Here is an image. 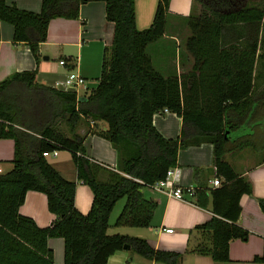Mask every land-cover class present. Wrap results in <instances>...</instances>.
<instances>
[{
	"label": "trees",
	"instance_id": "obj_1",
	"mask_svg": "<svg viewBox=\"0 0 264 264\" xmlns=\"http://www.w3.org/2000/svg\"><path fill=\"white\" fill-rule=\"evenodd\" d=\"M86 1L40 0L39 11L32 12L0 0V21L12 26V41L25 44L37 61L48 21L76 19L79 5ZM100 1L113 30L94 87L77 96L74 91L37 83L36 69L13 72L0 80V138L13 143L11 168L0 174V264H54L46 243L51 237L62 240L61 264H106L107 257L125 244L129 252L148 260L179 264L180 252L154 249L143 238L107 233L108 220L114 204L123 199L112 226H149L155 202L142 189L175 167L179 148L203 142L212 146L219 185L193 192V203L203 207L208 202L212 215L193 227L195 240L184 252L208 256L215 263L227 262L228 242L247 237L236 221L239 197L250 194L251 186L224 160V154L250 146L251 137L226 138L231 127L225 121L226 110L240 113L252 103L253 70L264 57V0L255 4L193 0L199 12L184 20L189 30L186 47L194 59L214 53L220 76L227 68L226 50L235 52L234 78L217 81L221 89L228 85L233 90L208 96H196L190 87L186 93L182 74L163 75L151 65L146 46L163 35L169 0H156L151 22L143 29L135 27L134 0ZM229 40L238 41L237 45L224 46ZM164 109L180 118L175 138L162 136L152 125L153 113ZM88 120L106 124L104 130L92 133L114 150L113 168L86 155L85 135L75 130ZM61 150L68 152L77 181L90 190L85 213L74 206L75 183L64 179L42 155ZM28 190L45 196L46 208L53 215L45 227L18 212ZM257 204L264 213V200L258 199ZM251 261L264 263V240L261 254Z\"/></svg>",
	"mask_w": 264,
	"mask_h": 264
},
{
	"label": "crops",
	"instance_id": "obj_2",
	"mask_svg": "<svg viewBox=\"0 0 264 264\" xmlns=\"http://www.w3.org/2000/svg\"><path fill=\"white\" fill-rule=\"evenodd\" d=\"M243 1L244 4H255L262 0ZM4 2L32 12H38L40 9V0H4ZM155 4L156 0H134V21L137 29L149 25ZM199 9V6L195 7L193 0L168 1L165 31L159 39L146 46L151 65L163 75L182 74L183 90L186 93L188 87L196 96L233 90L228 85L221 89L217 83L221 79L224 82L234 78L233 49L226 50L227 68L219 76L218 68L214 63L218 61L214 53H209L210 55L205 53L203 57L195 60L186 47L189 30L184 19L190 13H198ZM112 30V23L105 19L104 3L100 0H88L79 5L76 19L55 17L48 21L46 37L38 46V59L35 61L25 44L12 41V26L0 21V80L13 72L36 69L35 81L54 87L56 81L64 78L67 72L72 70L86 80V89L88 86H95L104 48L111 43ZM237 42L229 40L224 46L237 45ZM219 49L220 47L217 48ZM60 60L63 61L62 65L59 64ZM253 75H255L253 100L249 109L240 113L232 108L226 110L225 121L232 127L226 130V138L234 141L247 135L251 137L250 146L224 154V160L237 174L246 178L251 186L250 194H242L239 197L240 213L236 221L247 231V237L245 240L232 239L228 242L229 261L215 263L208 256L184 252L185 248L191 246L195 240L193 227L208 220L212 215L208 202L203 207L193 203L195 199L193 192L196 188H205V190L213 188L211 181L218 179L214 174L212 146L207 142L179 148L177 151L174 167L175 184L183 189L182 199L145 187L142 189L143 195L155 202L149 226L113 227L109 222L107 233L143 238L154 249L180 252L182 256L179 264H264L251 261L254 255L261 254L264 240V213L257 204L258 199L264 200V57L258 60ZM83 92L84 90L80 89L77 91V96ZM151 121L153 127L162 136L166 138L178 136L181 121L174 113L168 111L153 113ZM105 128L106 124L103 121L88 120L81 121L75 131L79 135H85L83 147L89 158L113 168L114 150L108 141L92 133L93 130ZM12 156V140L0 138V174L11 168ZM45 158L64 179L75 183L74 206L81 213L87 212L91 193L86 185L77 181L68 152L53 151ZM187 187L192 188V193L186 191ZM18 212L32 218L38 227L47 226L53 218L46 208L45 196L32 190L26 191ZM165 229H170V232H165ZM46 243L52 250L53 263L61 264V238L51 237ZM128 258L130 259L127 262ZM106 264L163 263L148 260L129 252L128 249H120L107 257Z\"/></svg>",
	"mask_w": 264,
	"mask_h": 264
},
{
	"label": "built area",
	"instance_id": "obj_3",
	"mask_svg": "<svg viewBox=\"0 0 264 264\" xmlns=\"http://www.w3.org/2000/svg\"><path fill=\"white\" fill-rule=\"evenodd\" d=\"M59 64H63V61L60 60ZM54 87L60 90H70L74 91L77 95V89H86V80L76 72L69 70L67 74L61 80H58L54 83ZM166 111L165 109L163 110ZM48 153L43 152L42 155L46 156ZM176 170L174 168H169L166 170L164 177L148 188L151 190H158L166 193L168 196H171L176 199H182L183 189L175 184ZM212 186L216 187L219 185L218 179H213L211 181ZM186 191L192 193V188L187 187ZM165 232H170V229H165Z\"/></svg>",
	"mask_w": 264,
	"mask_h": 264
},
{
	"label": "rangeland",
	"instance_id": "obj_4",
	"mask_svg": "<svg viewBox=\"0 0 264 264\" xmlns=\"http://www.w3.org/2000/svg\"><path fill=\"white\" fill-rule=\"evenodd\" d=\"M198 6H199V4H198L197 2H195V7L198 8ZM199 7H200V6H199ZM92 87H94V86H92ZM92 87L88 86V89H89V88H92ZM79 90H80V89H77V91H79ZM85 90H86V89H85ZM85 90H84V91H85ZM81 94H82V93H79V96H80ZM62 128H63V127H62ZM122 202H123V199L118 200V201L114 204V206H113V208H112V210H111V212H110L109 222H110L111 226H112V223L114 222V219H115V217H116L118 211L120 210V207H121V205H122ZM113 227H114V226H113Z\"/></svg>",
	"mask_w": 264,
	"mask_h": 264
},
{
	"label": "water",
	"instance_id": "obj_5",
	"mask_svg": "<svg viewBox=\"0 0 264 264\" xmlns=\"http://www.w3.org/2000/svg\"><path fill=\"white\" fill-rule=\"evenodd\" d=\"M122 248L126 250V249H128L129 247H128V245L125 244V245H123Z\"/></svg>",
	"mask_w": 264,
	"mask_h": 264
}]
</instances>
